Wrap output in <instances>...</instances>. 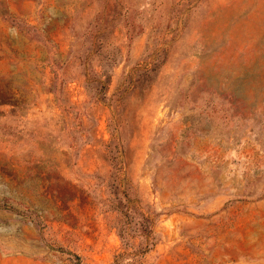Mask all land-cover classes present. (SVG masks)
I'll return each instance as SVG.
<instances>
[{
    "label": "rangeland",
    "instance_id": "rangeland-1",
    "mask_svg": "<svg viewBox=\"0 0 264 264\" xmlns=\"http://www.w3.org/2000/svg\"><path fill=\"white\" fill-rule=\"evenodd\" d=\"M0 264H264V0H0Z\"/></svg>",
    "mask_w": 264,
    "mask_h": 264
}]
</instances>
